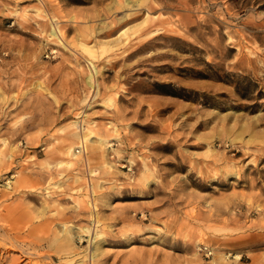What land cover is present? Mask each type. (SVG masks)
Masks as SVG:
<instances>
[{
    "label": "rangeland",
    "instance_id": "1",
    "mask_svg": "<svg viewBox=\"0 0 264 264\" xmlns=\"http://www.w3.org/2000/svg\"><path fill=\"white\" fill-rule=\"evenodd\" d=\"M19 257L264 264V0H0V264Z\"/></svg>",
    "mask_w": 264,
    "mask_h": 264
},
{
    "label": "bare ground",
    "instance_id": "2",
    "mask_svg": "<svg viewBox=\"0 0 264 264\" xmlns=\"http://www.w3.org/2000/svg\"><path fill=\"white\" fill-rule=\"evenodd\" d=\"M87 47V46H86ZM80 141L82 142L83 141V138L82 137H80ZM73 153V152H72ZM8 181V180H7ZM9 182V181H8ZM41 202V201H40ZM40 211V210H39ZM12 214H13V216H11V218H13L14 217V212H12ZM16 215V214H15ZM48 221H45L44 223L42 222H40V223H38V222H35V223H33L28 229H29V232H31L32 230H35V229H43V230H47V225H48ZM14 224V223H13ZM9 227V229H13V230H17L16 232H15V236H14V241L15 242H12V241H10V243L9 244H11V245H13V246H16V245H14L17 241L19 242V241H21V242H24V241H26V234L25 235H23V233H21L17 228H15L14 226H8ZM17 239H19V240H17ZM30 241H32L33 242V244H37V242L36 241H34V240H31L30 239ZM9 242V241H8ZM17 242V243H18ZM26 250V249H25ZM22 251V250H21ZM24 251V250H23ZM42 253V252H41ZM29 254V253H28ZM23 255L24 256H26L27 254H26V252L24 251V253H23ZM22 255V256H23ZM67 259V258H66ZM24 260V257H19V258H12V260H11V262L9 263V264H20L22 261ZM29 263V262H28Z\"/></svg>",
    "mask_w": 264,
    "mask_h": 264
}]
</instances>
